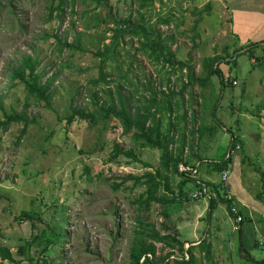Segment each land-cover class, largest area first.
<instances>
[{
  "label": "rangeland",
  "instance_id": "rangeland-1",
  "mask_svg": "<svg viewBox=\"0 0 264 264\" xmlns=\"http://www.w3.org/2000/svg\"><path fill=\"white\" fill-rule=\"evenodd\" d=\"M224 1L235 0H152L144 8L141 0H109V4L66 0L61 12L54 8L59 0H0V119L5 118L4 110L33 119L21 138L23 122L0 128V245L16 260L10 263L0 256V262L35 264L41 248L35 237L61 219L66 235L51 245L47 257H52V264H129L133 239L142 236L138 231L146 233L138 220L151 221L163 235L178 236L184 248L194 245L196 264H264V233L253 238L241 235L245 252L260 262L241 258V236L226 205L219 202L210 216L208 197L192 196L201 190V182L221 186L226 182L213 161L230 154L233 134H244L242 146L232 153L227 182H232L234 196H238L237 187L249 193V221L257 231H264V58L259 60L264 55V38L238 26ZM165 15L172 19L168 25L158 21ZM128 17L131 21L142 17L163 36L173 35L168 43L175 58L188 62L196 76L205 79L207 58L218 55L223 59L221 68L229 64V71L222 69L237 77L238 84L222 89L217 74L211 76L217 84L208 80L202 85L189 79L188 67L173 70L166 65L164 70L162 64L138 52L139 43L128 35L120 36L114 59L103 64L95 51L112 41L114 20ZM235 22L238 27L232 31ZM256 43L252 51H246ZM25 54L37 62L35 72L42 81H50V106L12 78V70ZM101 68L112 81L109 87L114 91L119 87L131 113L143 111L154 98L151 110L161 118L162 130L175 134L174 155L182 156L189 143L188 156L193 150L195 157L210 162L202 161L184 175L171 168L165 171L161 150L141 146L134 128L124 131L114 117L106 128L80 119L68 123L72 106L97 107L95 91L98 105L114 98L101 82H93ZM152 81L159 93L154 96L149 90ZM115 144L132 148L138 160L124 154L113 159ZM147 171L167 175L169 189L162 184L159 192L171 198L170 203L151 202L148 210L137 200L146 185L125 177ZM199 199L203 209L197 205ZM61 207L63 214L53 218L52 212ZM22 210L39 212L41 219L19 220ZM248 211L242 212L247 215ZM169 243L157 242L158 253L172 249L175 254L170 258H180L182 251Z\"/></svg>",
  "mask_w": 264,
  "mask_h": 264
},
{
  "label": "trees",
  "instance_id": "trees-1",
  "mask_svg": "<svg viewBox=\"0 0 264 264\" xmlns=\"http://www.w3.org/2000/svg\"><path fill=\"white\" fill-rule=\"evenodd\" d=\"M14 0H9V3H12ZM98 3H102V1L106 4H109V0H96ZM152 0H141L140 7L144 8L147 7ZM66 3V0H59V3L54 7L57 10L63 12V5ZM209 7V5H208ZM13 8V7H12ZM15 15V13L13 12ZM53 14V10H52ZM60 15V13H58ZM52 16V15H51ZM170 15H165L158 19V21L162 25H167L171 21ZM115 27L111 30L113 31L112 34V41L108 44L104 45L103 49H99L95 51L96 56L102 57V63H106L109 59H114L115 54L117 53V48L119 46V38L122 35L130 36V41H133L136 38V41L139 43V47L137 51H142L144 55L147 56L152 62L157 64H162V68L165 70V66L169 65L172 67L173 70H182L185 67H188L187 76L189 79L199 80L201 84H205L206 81L214 82L211 79L213 75H219L220 84L222 88L226 86V84H232V79H237V77H231V75L224 72L221 68L220 63L221 61L220 56L214 55L207 58L208 63L205 65V69L207 71V77L202 79L194 73L192 66L185 61L179 60L175 58V53L172 51L171 45L168 43V38H171L172 41L174 40L173 35L169 37L163 36L162 32L156 27L154 23L150 21H145L142 17L140 21H131L130 18L114 20ZM264 43V41L262 42ZM69 48H77L75 44H66ZM264 45V44H263ZM256 44H253L252 47H247L246 51H252ZM249 48V49H248ZM264 56V55H263ZM261 57L259 60H262ZM226 63H229V60H224ZM36 66L37 62L33 59L31 55H23L21 62L12 70V78L14 80H18L24 84L29 95L34 96L39 101H44L46 105L50 106V99L51 93L49 91L50 88V81L49 79L42 81L41 75L36 73ZM168 73V72H167ZM170 75V73H168ZM108 73L101 68V73L98 79L94 80L95 85H99L100 82L103 86L107 89L109 93V97L115 94L114 98L109 100L108 102H103L98 105L100 98L98 96V91L93 93L95 98V104L97 107L93 109H89L86 107H78L72 106L71 113L66 117L68 123H71L74 120H86L91 123V125H99L102 124L104 128L108 126V121L110 118L117 119L120 124L124 127V131H129L131 128H134V136L136 140H139V144L141 146H148L151 148H157L161 150V168L162 170L167 171L168 168H171L174 172L179 173L178 163L180 161V157L174 155L175 148H173V143L176 142L175 134H169L163 129V125L161 123V118L156 116V113L152 111V102L155 101L152 97L149 100V105L146 104L143 107V111L134 110V113H131L130 108L127 102L124 99V96L121 94V90L118 86L115 87V91L109 87L112 81L107 80ZM168 76V81H169ZM238 80V79H237ZM149 87L151 91V96L159 94L157 90L152 85ZM215 83V82H214ZM214 87V84H212ZM105 90V94H107ZM161 94H164L165 91H159ZM160 111V110H158ZM4 119H0V128H7V126L11 122H23L24 126L21 130L19 138L23 136L26 132L27 126L33 121V119H29L23 113H7L4 110ZM202 135V133H201ZM184 136V135H183ZM232 144H231V152L225 158H222L220 161H213V167L216 168L218 171H223L224 169H229L230 164L232 162V151L236 148L242 146V142L238 135H232ZM113 154L112 158L114 159L115 156L119 154H124L128 156H132L135 160H138L136 157L134 150L130 149H122L119 145L113 146ZM194 167V166H193ZM160 171L152 172L147 171L143 175H132L129 173L125 179L133 178L135 179V184L143 183L146 185V189L140 194L138 201L144 203L145 207L148 209L151 202L157 203H170L171 198L166 197L162 193L159 192L162 184H165V187H168V177L167 175L161 176ZM185 172L181 173L184 175ZM180 174V175H181ZM159 177V178H158ZM262 177L264 179V173L262 172ZM185 179V178H183ZM163 180H165L163 183ZM182 182H185L183 180ZM181 182V183H182ZM205 187L208 189L210 193L209 198V215L213 214V209L215 206L222 202L226 205L228 209V213L231 217L235 218L234 213L232 212V205L236 204V199L227 197V190L222 188L221 184H216L212 181H208L204 183ZM118 187V185H117ZM224 193L222 192V189ZM204 189V186L201 184V190ZM149 210V209H148ZM239 212L244 215L242 222L249 221L250 218L243 214L242 210ZM63 214V210H54L52 212L53 218L57 216V214ZM19 220H29L34 223L37 219L40 220V214L36 211H27L22 210L21 214L18 216ZM143 224L142 220H138V226L145 229L146 233L142 231H138V233L142 234L141 237H136L132 241V246L130 248L129 264H196V257L192 253V249L195 247L194 245L189 246L188 248H184V241L179 239L178 236L174 234H161L158 229H156L155 225L151 221H146ZM65 222L63 220H58L55 222L54 225H48L49 231L46 229H42L40 233L35 237V240L38 241L41 248L39 249L40 255L37 257L35 264H52L49 258L47 257L51 253V245L56 244L63 236L66 235L65 230L63 229V225ZM241 227V226H240ZM239 227L238 234L239 236L242 235V229ZM179 234V232H178ZM240 237V257L244 258L248 261L252 262H260L259 260L251 257L250 253H246L244 248L242 247ZM165 240H170L169 246H178V248L182 251L183 255L179 257H174L171 259L170 257L175 254L174 250L170 249L165 251L164 253H158V246L157 242H164ZM186 242V241H185ZM204 244V240H202ZM203 244L201 247L203 248ZM207 252L205 253L208 258L210 256V248L211 244H207ZM188 253V257L186 256ZM0 256L1 260H7L10 263H14L16 260L11 254V251L5 247L0 245ZM179 256V255H178ZM0 264H4L3 262Z\"/></svg>",
  "mask_w": 264,
  "mask_h": 264
},
{
  "label": "crops",
  "instance_id": "crops-1",
  "mask_svg": "<svg viewBox=\"0 0 264 264\" xmlns=\"http://www.w3.org/2000/svg\"><path fill=\"white\" fill-rule=\"evenodd\" d=\"M224 3H225V7L230 12L231 11L234 12L235 17H234V14L231 17L235 20L237 18L238 26H241V28L244 27L246 30H248L250 35L255 34L254 36H263V38H264V0H235V1H233L232 4L230 2H226V1H224ZM236 14H237V16H236ZM237 22L233 23L234 27H232V29H231L232 31H234L235 27H238V26H236ZM235 30L237 33H239V31L237 29H235ZM244 37H248V35L245 34ZM229 49H232V47H229ZM221 60H223V59H221ZM223 66H225V68L229 71V69L227 68L229 66V64L222 65V68H223ZM228 71L226 73H229ZM214 84H217V83L215 82ZM219 85H221L220 81H219ZM139 86H140V88L142 87V85H139ZM225 87L226 86H224V88ZM233 89L231 88L230 91H232ZM242 137H245V135L242 134L241 136H239L240 141H241ZM185 147H186V149L184 148L185 151H184L183 155L179 156L180 157L179 166L180 165H187V167L193 168V166L196 167V165H199V167H200L202 161L210 162V160H201V159L195 157L193 150H191L192 151L191 156H188L187 150L189 151V143L188 144L186 143ZM230 149H231V147H230ZM210 169H208V170H210ZM196 173L198 174L199 170H196ZM212 182H214V181H212ZM204 183L205 182H201V184L205 187ZM231 186H232V188H231V192H232L233 191L232 182H231ZM241 190L242 189L237 187L238 196L236 197L233 195V197L234 198L236 197V204L240 210L244 211V209H246L248 211V209H249V207H248L249 206V198H248L249 193H247L246 190H245L246 192L243 193ZM198 202H197V205L200 204L199 207L201 206L202 207L201 209H203V207L205 206L204 203H202V201H200V199ZM194 205L197 207L196 204H194ZM201 212L202 211H200L198 213L200 214ZM250 215H251L250 211H248V214L246 216H248L250 218ZM229 216H230V214H229ZM230 218L234 219L233 217H230ZM263 220H264V218H263ZM232 224H233V222H232ZM241 229H242V235L245 238L250 237V236L253 238V236H255V233H258V232L264 233V231L261 230L260 228H259L260 230L257 231L256 226L254 225V223L252 221L244 222L241 226ZM186 242H188V241H186ZM192 242L193 241H191L190 243H192Z\"/></svg>",
  "mask_w": 264,
  "mask_h": 264
},
{
  "label": "built area",
  "instance_id": "built-area-1",
  "mask_svg": "<svg viewBox=\"0 0 264 264\" xmlns=\"http://www.w3.org/2000/svg\"><path fill=\"white\" fill-rule=\"evenodd\" d=\"M228 177H229V169H224L222 171V180H226V182H224V187L225 189L227 190V197L229 198H233V194L231 192V185L227 182L228 180ZM204 194H207L208 195V192H207V189L204 188L203 190L199 191V192H195L193 193V197H198V196H201V195H204ZM232 212L234 213L235 215V222H234V228L237 230L240 226V223L243 219V215L239 212V207L237 206V204H233L232 207Z\"/></svg>",
  "mask_w": 264,
  "mask_h": 264
},
{
  "label": "clouds",
  "instance_id": "clouds-1",
  "mask_svg": "<svg viewBox=\"0 0 264 264\" xmlns=\"http://www.w3.org/2000/svg\"><path fill=\"white\" fill-rule=\"evenodd\" d=\"M230 152H231V149H230ZM232 152H234V151H232ZM182 167V168H181ZM178 169H179V172H180V174L181 173H183V172H191L192 171V169L193 168H189V167H187V165H178ZM195 172H196V169H195ZM221 173H222V171H221ZM222 187L225 189V187H224V184H222ZM204 188H206V187H204ZM207 189V188H206ZM203 190V189H202ZM201 191V190H200ZM207 192H208V195L207 194H204V195H201V196H206V197H208V198H210V193H209V191H208V189H207ZM233 194V193H232ZM192 196H193V194H192ZM198 197H200V196H198ZM198 197H194V198H198ZM240 210V209H239ZM234 222H235V218H234ZM240 226H241V223H240ZM239 226V227H240ZM233 227H234V225H233ZM239 229V228H238ZM237 229V230H238Z\"/></svg>",
  "mask_w": 264,
  "mask_h": 264
},
{
  "label": "bare ground",
  "instance_id": "bare-ground-1",
  "mask_svg": "<svg viewBox=\"0 0 264 264\" xmlns=\"http://www.w3.org/2000/svg\"><path fill=\"white\" fill-rule=\"evenodd\" d=\"M232 83L234 84V85H236V84H238V80L237 79H232Z\"/></svg>",
  "mask_w": 264,
  "mask_h": 264
}]
</instances>
